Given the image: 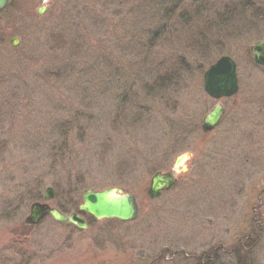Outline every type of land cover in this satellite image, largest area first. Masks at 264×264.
Segmentation results:
<instances>
[{"label": "rangeland", "instance_id": "obj_1", "mask_svg": "<svg viewBox=\"0 0 264 264\" xmlns=\"http://www.w3.org/2000/svg\"><path fill=\"white\" fill-rule=\"evenodd\" d=\"M176 1L11 0L0 13V264H240L239 252L264 264V70L252 52L264 0H211L224 15L209 21L191 0L171 15ZM221 56L239 91L216 101L203 76ZM181 155L176 184L150 198L152 176ZM47 188L55 208L121 189L139 213L25 226Z\"/></svg>", "mask_w": 264, "mask_h": 264}, {"label": "water", "instance_id": "obj_2", "mask_svg": "<svg viewBox=\"0 0 264 264\" xmlns=\"http://www.w3.org/2000/svg\"><path fill=\"white\" fill-rule=\"evenodd\" d=\"M11 0H0V13L3 12ZM43 9L39 14H43ZM11 44L18 45L16 39ZM253 60L264 70V41L256 42L252 46ZM203 89L214 100L230 98L239 91L237 64L229 56L220 57L214 64L208 67L203 76ZM224 113V107L217 104L203 119V132L213 131L220 123ZM186 155H181L175 160L174 167L166 172H157L151 178V186L148 191L150 198H157L163 190L171 189L177 182L176 175L183 167ZM54 198L53 188H47L44 195L46 203L35 202L30 206V212L24 221L26 226L37 225L46 216H51L58 223L75 225L79 229H87L85 220L79 214L69 215L48 205L47 202ZM83 204L80 211L88 213L96 220L115 219L127 223L134 221L139 212L137 200L134 195L123 193L121 189L109 188L103 191L88 189L83 193Z\"/></svg>", "mask_w": 264, "mask_h": 264}, {"label": "trees", "instance_id": "obj_3", "mask_svg": "<svg viewBox=\"0 0 264 264\" xmlns=\"http://www.w3.org/2000/svg\"><path fill=\"white\" fill-rule=\"evenodd\" d=\"M231 1L232 0H228L226 3H223L224 6H222L221 8H224V9L228 8L229 10H231L232 9V2ZM186 2H188V0H177L176 3L173 5L172 9L170 10L171 15H173L175 13V11H177L180 6L181 7H180V9L178 10L177 13H180L181 11H185L183 9V4H186ZM191 2L193 3V5H191L192 15L196 19H198L200 17H203L204 18L203 20L209 21V20H211L213 18L220 19L224 15L223 13L220 14L216 10L214 4L211 3V0H191ZM228 9H226V10H228ZM185 13L186 12H183L181 15L184 17ZM204 46L207 47V45H204ZM36 198H38L37 195H33L31 197L29 196V199H31V200L32 199H36ZM67 207L71 211L79 212V207H77L76 203H74L71 200L68 201V203L66 205H59L58 206V208L64 213H68L67 210H66ZM82 215H85V214H82ZM246 256L250 257L247 254H246ZM246 256L244 255L243 252H239V253H235L234 258H236L237 261L240 262V264H241L242 261H244V263H242V264H246L247 261L249 260L248 259L247 261H245L246 260ZM218 257H223V256H218Z\"/></svg>", "mask_w": 264, "mask_h": 264}, {"label": "flooded vegetation", "instance_id": "obj_4", "mask_svg": "<svg viewBox=\"0 0 264 264\" xmlns=\"http://www.w3.org/2000/svg\"><path fill=\"white\" fill-rule=\"evenodd\" d=\"M209 256H211V255H209ZM203 258H206V255H204Z\"/></svg>", "mask_w": 264, "mask_h": 264}]
</instances>
